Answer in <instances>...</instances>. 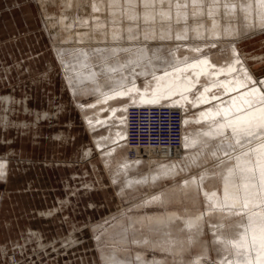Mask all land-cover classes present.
<instances>
[{
  "label": "rangeland",
  "instance_id": "1",
  "mask_svg": "<svg viewBox=\"0 0 264 264\" xmlns=\"http://www.w3.org/2000/svg\"><path fill=\"white\" fill-rule=\"evenodd\" d=\"M133 1L129 4H120L116 0H0V96L10 94L17 101L22 102V104H17L14 111L12 107L9 111V107L0 102V115L8 113L12 115L14 121L27 120L29 123L20 132L16 129L17 126H13L6 133V138L14 140L11 143L8 142V145L5 144V146L0 144V155L9 151L12 147L16 149V154L12 153L10 155L14 159L12 160L11 181L0 180V206L6 202V204H3L5 208H2L3 214L0 217V227L2 230L3 219L7 218L10 222L17 223L22 228H25L27 223L45 229L51 226L52 229H55L56 235H62L57 241L60 246L58 248L53 247L56 248L53 251H50L51 245L41 248L35 242L33 247L30 245L25 248L22 254L17 253L16 258L12 251L5 252L2 249L1 257L5 264H9L8 261L12 259L11 254L15 256L14 261L16 264H56L57 261L58 264H94L93 257H95L97 264H104L103 253H112L113 251L116 254L120 253L119 256L125 257L132 264H135L134 259L144 256L148 260L160 259L166 264H194L197 260L209 264H218L221 261L233 259L234 252L225 248L223 244L221 248L215 245L220 239L223 240L216 233L228 228V232L236 236L235 230L240 228L241 225L236 224V226L231 225L226 228L219 227L217 220L206 214L207 208L211 206V201L203 195L201 184L207 190L216 189L222 192L223 177L227 176L231 169H234L232 166L236 168V157L239 153H246L245 150L249 152L252 148H256L264 141V135L255 136L256 134L253 133L254 136L251 135L249 140H246V145L244 141L237 143L239 140H235L228 145L226 138L223 137L222 139L226 144L224 141L220 142L218 138H213L208 140L207 143L204 141L193 147L190 146L187 148L188 154H184L183 150L179 149L166 152L164 149L181 140L182 137L197 134L201 128L206 127V124L196 123L193 120L196 116L198 117L199 106L190 104L184 112L180 114L170 113L169 116L166 115L167 117L162 112L153 109L145 110L144 114H139L136 110L132 111L130 105L134 101L131 99L126 100L127 102L125 100L120 101L122 104L119 101H117L118 103L113 102L111 108L108 106L90 107L98 100L99 93L97 89L90 88L83 93L73 95L72 86L67 81V73L70 74L73 71L71 67L81 61L82 54L90 47L99 46L115 35L117 37H121V35L122 37L124 35V37H128V34H131L132 31L142 35L151 28L157 27L150 15L152 14L151 17L153 18L165 13L166 2L159 0ZM81 8H84L81 12L83 17L82 15L78 17L75 24L68 30L56 23L64 14H74L80 11ZM143 16L146 17L141 22H135ZM128 22L132 24L130 25ZM263 37L264 32L246 37L239 42L240 50L252 59L251 63L255 67L259 66L262 58L264 59ZM128 38L131 39L132 36L130 35ZM197 40L199 41V39ZM100 41L103 42L100 43ZM165 50L168 51V49H163V51ZM206 51L208 52L209 49L207 48ZM126 52L118 58L121 61L117 60L118 63L127 61L126 57H129V55ZM192 56V54L188 52L185 54L184 52L180 58L190 59ZM148 64L146 79L144 76L139 77L143 88L152 84L148 83V81L152 82L151 69H156ZM161 70V68L157 69V71ZM140 71L143 72L144 70ZM24 100L28 101L30 111L25 110ZM114 108L116 111L113 114L111 112ZM100 109L103 117H109V122L92 131L87 124V117L98 115ZM130 110L134 113H130ZM86 111L88 112L87 115ZM37 112H39L38 115H43L46 112L48 115L53 116L37 120ZM144 115L148 116L145 117ZM126 116L129 118L125 119ZM181 118H187V120L189 118L190 121L183 128L175 130L172 125L177 122V119ZM192 123L195 124L192 125ZM117 129L120 131H117ZM62 131H64L65 140L59 141L55 135L62 133ZM119 133L123 134L124 138L120 141H114L112 136ZM178 134H181V136ZM96 141H104L103 147L96 148L93 157L101 158L102 167L98 171H93L92 167L87 165L90 176L83 173V178L76 176V178L71 179V187L66 186L64 180L69 174L73 171L82 173L83 168H87L86 164L89 160L84 161L81 152L84 146L87 144L95 145ZM221 144H223L222 148ZM239 144L244 145L240 146ZM113 148H115L113 155L107 158L109 155L106 153L107 150ZM229 153L231 154L229 155ZM49 161L56 163V165L52 168L48 167L46 163ZM124 162L125 166H122ZM64 163L72 164V166L61 168V164ZM140 167L141 170H139ZM137 168H139V171ZM90 178L98 181L99 186L96 184L94 187L109 189V191L105 190L108 198L105 197L103 192H94L88 196L83 195L85 189L90 186L87 182ZM101 178H103V181ZM194 180L199 181V201L196 204L189 203V198L186 195H183L181 200L165 202V198L168 197L171 190L175 187L181 189L187 182ZM109 195H113V197H109ZM158 197L160 198L157 199ZM66 199H69L74 212L70 211L72 220L64 227H57L47 220H37L29 216H34L36 210L40 208L48 210L55 206L59 207L61 201ZM89 200L103 205L95 206L96 208L94 207L91 210L86 207ZM6 210L7 212H5ZM170 212L184 216L205 213L206 216L203 221V233L199 234V241H196L195 245L189 247L181 256H165L167 239L164 238V233L160 231V233L152 235L145 229V224L137 223L148 214H166ZM240 217L242 216L240 215ZM239 218L235 220L237 221ZM75 226L76 233L79 235L76 239L72 237L74 235L72 227ZM93 226H96L95 229ZM215 227L219 230H216ZM123 228H126L129 232L127 243L122 242L123 238L116 234ZM68 229H70L69 233L66 234ZM80 231L84 233L81 234ZM132 231H136L139 235L138 238L133 237ZM1 236H3V231L0 233ZM95 236L97 240H95ZM222 236H224V233H222ZM111 237L115 239L113 240ZM103 242H105V245H103ZM120 243L121 245L126 243L129 247L126 245L121 247ZM124 248L131 251L123 250ZM125 251H127V254ZM125 255L129 257L126 258ZM182 258L184 259L182 260Z\"/></svg>",
  "mask_w": 264,
  "mask_h": 264
},
{
  "label": "bare ground",
  "instance_id": "2",
  "mask_svg": "<svg viewBox=\"0 0 264 264\" xmlns=\"http://www.w3.org/2000/svg\"><path fill=\"white\" fill-rule=\"evenodd\" d=\"M116 1L120 4H129L131 1L132 3L134 2L133 0ZM159 1L166 2V4H164L167 7L165 13L160 14L157 17L154 16L152 18V14L150 15V18L154 20V25L157 27H153L146 32L143 31L144 34L142 35L132 31L131 34H128L129 36H132L131 39L128 38L129 36L124 37L125 35L123 37L122 35L121 37H117V35H115V37L113 35L114 37H108L109 39L105 43L100 41L102 44L99 46H92L90 47L92 49L89 48L88 50L84 48L86 51L84 53L82 52L81 61H77L78 63L71 67L73 70L72 73H67V81L72 86L71 90L73 95L80 94L81 92L83 93L85 90L87 91V89L90 88H96L99 93L98 100L90 107L108 106L111 108L113 102L119 101V103H121L120 101L122 100L127 102L126 100L131 99L134 102L130 105V109L132 111L136 110L139 114H144L143 112L145 110L153 109L162 112L165 116H169L170 113L180 114L184 112L190 104L193 106H199L198 117L196 116L193 120L196 121V123H203V125L206 124V127L201 128L200 130L198 129L199 132L197 134H192L185 138L180 137L181 140L179 141L175 140L176 142L173 145L164 149L166 152H172L179 149L183 150L182 152L184 154H188L189 151H187V148L190 146L193 147L204 141L207 143L208 140L213 138H218L219 141L222 142L224 141L222 138L225 137V140H227L226 143L230 145L235 140H239V142L244 141L245 143L246 140H249L253 133L257 136L258 133L264 130V59L262 58L259 66L255 67V65L251 63L252 59L240 50L239 42L246 37H252L256 34H262L264 32V0ZM83 9L81 8L80 11L74 14H64L57 22H55L68 30L75 24L78 17L81 15L83 17V14H81ZM145 17L146 16L140 17L137 20H135V18L134 20L139 23ZM131 24L132 23H130V25ZM139 26L142 27L141 25ZM197 39H199V41ZM262 40L264 42V37ZM207 48L209 51L205 52ZM163 49H168V51H163ZM125 52L129 55V57H126L127 55L125 56L127 61L118 63V58L121 57L123 53L125 54ZM184 52L185 54L187 52L192 54V58L181 59L180 56ZM125 57L124 59H126ZM147 64L156 69H151L152 74L149 72L152 75V82L148 81V83L152 84L149 87L143 88L140 84L139 77L144 76L146 79L145 75L148 72ZM137 68H139V70H137ZM158 68H161L162 70L157 71ZM140 70L144 71L142 72ZM0 97V102L3 104L5 103L9 107L8 110L12 107V110L14 111L17 104H22L21 101H17L16 98L12 97L10 94H5ZM26 100H24L25 110L30 111L28 101ZM101 109L98 112V115L87 117V124L90 126L92 131H95L97 128L102 127L109 122V117L105 118L101 115ZM131 110L130 113L133 114L134 112H131ZM115 111L116 109L114 108L111 113ZM87 113L88 112L86 111V115ZM36 114L37 120L53 116L48 115L46 112H44L43 115H38L39 112ZM56 116L58 117V115ZM144 116L147 117L148 115ZM127 118L129 117L126 116L125 119ZM0 120L2 121V125L0 126V144L2 146H5V144L8 145V142L11 143L14 140L6 138V133L13 126H17L16 129L20 132L23 131L25 126L29 125L27 120L14 121L12 119V115H9L8 113L6 115H0ZM189 121V118L188 120L187 118H181L179 120L177 119V122H175L174 125H171L174 126L175 130H177L183 128ZM229 122H231V127L229 126ZM194 124L192 123V125ZM233 129H235V132H233ZM117 131L120 130L117 129ZM249 133H251V135ZM179 136H181V134ZM55 137L57 140L59 139V141L65 140L64 131H62V133H57ZM112 137L114 141H120L124 138L121 133ZM103 143L104 141H96L95 145L87 144L82 149L81 157L84 161L89 160L86 166L88 165L89 167H92L93 171H98L102 167V161H100L101 158L99 159L93 157L96 153V148L100 149L103 147ZM222 145L223 144H221V148ZM243 145L244 144L240 146ZM262 145H264V141L257 147L255 146L256 148H252L249 152L245 150L246 153H239L237 157L234 155L236 157V168L232 166L234 169H231L228 172L229 174L223 177L224 186L222 188V192L217 191L216 189L207 190L201 184V191L203 195L211 201V206L207 208L206 214L215 218L219 223V227L221 226L226 228L231 225H241L240 228L235 230L237 233L236 236L231 235L228 232V228L223 231H216V235L223 238V240L220 239L218 243H215V245L221 248L223 244L225 248L234 252L232 260L218 261L220 262L218 264H245L246 260L253 261V264H264V251H261L259 257L257 258L255 246L252 244L251 240L252 236H256L257 240H259L261 230L264 229V147H262ZM114 150L115 148L107 150L106 153L109 154L107 158H110L111 155H113ZM12 153L16 154V149H13V147L10 148L9 151L0 155V180L11 181V173L13 172L12 160H14L10 157ZM230 154L231 153H229V155ZM111 160L113 161V159ZM123 164L124 165L122 166H125V162ZM46 165L52 168L56 165V163L49 161ZM69 166H72V164L68 165L64 163L61 164L60 167L67 168ZM88 166L87 168H83L82 173L73 171L69 174V176L64 180L65 185L71 187V179L76 178V176H81L83 178V173L89 175ZM138 169L139 168H137V170ZM235 169L236 171H234ZM139 170H141V167ZM138 171L137 173H139ZM107 173L109 174V172ZM152 177L154 176L152 175ZM101 180L103 181V178H101ZM148 181H150V179ZM87 182H89L88 184H90V186L85 189V193H83L84 196L91 195L94 192H103L105 197L108 198L105 190L109 191V189L94 187V185H98V181H96V179L94 181L90 178ZM83 183H85V181H83ZM126 186L128 185L126 184ZM183 195H186V197L189 198V203L196 204L199 201V181H189L182 186L181 189L180 187H175L170 191L168 197L165 198V202L181 200ZM110 196L113 197V195H109V197ZM159 198L160 197L157 199ZM3 204H6V202ZM102 205L103 204L99 205L97 202L95 203L93 200H89L86 207L92 210L95 206ZM2 208L4 209L5 207L2 205ZM2 208L0 217L3 214ZM70 211H73V208H71L69 199H66L61 201L59 207L55 206L54 208H49L48 210L40 208L39 210H36L34 216H29H32L33 219L37 220H47L50 224H55L57 227H64L65 224L68 225L72 220ZM5 212H7V210ZM240 215L242 217L239 218ZM205 217V213L184 216L175 212H170L166 214H148L147 216L142 217V219H140L137 223L145 224V229L152 235L158 234L160 231L164 233V238L167 239V242L165 243V256H181L189 247L195 245L196 241H199V234L203 233V221ZM237 218L239 219L236 221L235 219ZM18 225L19 224L17 223L14 224L10 222L7 218L3 219V228L4 231L6 230V233L0 237V264H5L1 257L2 249H4L5 252H9L8 250H10L13 252L12 254H15L16 256L17 253L19 255L22 254L24 249L28 248L30 245L33 247L35 242L41 248L51 245L52 248H50V251L56 250V248L53 247L56 246L58 248L60 246V243H57V241L62 235H56L55 229H52L51 226H48L49 228L45 229L32 226V223H27L25 228ZM10 227L14 228L11 238L9 237ZM95 227L96 226H93L94 229ZM215 229L219 230L216 227ZM69 230L70 229H68L66 234L69 233ZM72 230V233H74L72 237L75 239L79 237L78 233H76V226L72 227ZM128 233V230L123 228L116 234L123 238L122 242H126ZM222 233H224V236H222ZM53 234L55 235L51 236ZM132 234L135 238H138L139 236L136 231H132ZM112 238L113 240L115 239L114 237H111V239ZM95 240H97V237ZM116 240L118 241V239ZM103 243V245H105V242ZM126 243L123 245L120 243L121 247L126 245ZM233 245H235V247H233ZM147 247L149 248V246ZM119 248L120 246L118 247V250ZM125 249L126 248L123 250ZM107 250L109 251V249ZM126 250L131 251L129 249ZM125 252L127 254V251ZM12 254L11 257L13 260H9L8 263L16 264L14 261L15 256H12ZM119 255L120 253L116 254L114 251L112 253H103L104 264H132L131 261ZM127 256L126 258L129 257ZM144 257L134 259L135 264H166L160 259L148 260ZM93 258L94 264H97L95 257ZM133 258L135 257L133 256ZM183 259L184 258H182V260ZM56 264H58V261ZM194 264L209 263L197 260Z\"/></svg>",
  "mask_w": 264,
  "mask_h": 264
},
{
  "label": "snow or ice",
  "instance_id": "3",
  "mask_svg": "<svg viewBox=\"0 0 264 264\" xmlns=\"http://www.w3.org/2000/svg\"><path fill=\"white\" fill-rule=\"evenodd\" d=\"M229 126L231 127V122H229ZM233 132H235V129H233ZM251 135V133H249ZM264 135V130H262L260 133L257 134V136H261ZM237 143H239V141H237ZM262 147H264V145H262ZM252 240V244L255 246V250H256V255L257 258L259 257V254L261 251H264V229L261 230V236L260 239L257 240L256 236H252L251 238ZM233 247H235V245H233ZM245 264H253V261H245Z\"/></svg>",
  "mask_w": 264,
  "mask_h": 264
},
{
  "label": "crops",
  "instance_id": "4",
  "mask_svg": "<svg viewBox=\"0 0 264 264\" xmlns=\"http://www.w3.org/2000/svg\"><path fill=\"white\" fill-rule=\"evenodd\" d=\"M2 125V121L0 120V126ZM3 205V204H2ZM1 208H2V206H0V212H1ZM3 231V234H5L6 233V230L4 231V228H2V230H1V227H0V233ZM14 232V228H12V227H10L9 228V237L11 238V235H12V233Z\"/></svg>",
  "mask_w": 264,
  "mask_h": 264
}]
</instances>
